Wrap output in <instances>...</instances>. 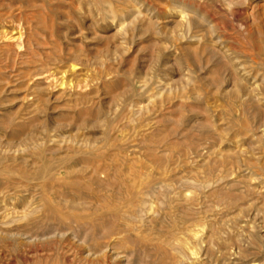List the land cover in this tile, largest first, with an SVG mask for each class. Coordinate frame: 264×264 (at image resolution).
Returning <instances> with one entry per match:
<instances>
[{
	"label": "rangeland",
	"instance_id": "rangeland-1",
	"mask_svg": "<svg viewBox=\"0 0 264 264\" xmlns=\"http://www.w3.org/2000/svg\"><path fill=\"white\" fill-rule=\"evenodd\" d=\"M264 264V0H0V264Z\"/></svg>",
	"mask_w": 264,
	"mask_h": 264
},
{
	"label": "bare ground",
	"instance_id": "bare-ground-1",
	"mask_svg": "<svg viewBox=\"0 0 264 264\" xmlns=\"http://www.w3.org/2000/svg\"><path fill=\"white\" fill-rule=\"evenodd\" d=\"M33 264H42V263H40L39 261H36V262H34Z\"/></svg>",
	"mask_w": 264,
	"mask_h": 264
}]
</instances>
